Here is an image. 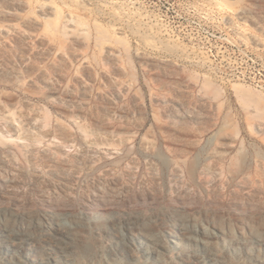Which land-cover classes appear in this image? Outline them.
<instances>
[{"label":"rangeland","instance_id":"rangeland-1","mask_svg":"<svg viewBox=\"0 0 264 264\" xmlns=\"http://www.w3.org/2000/svg\"><path fill=\"white\" fill-rule=\"evenodd\" d=\"M0 228V264H264V0H0Z\"/></svg>","mask_w":264,"mask_h":264},{"label":"bare ground","instance_id":"bare-ground-1","mask_svg":"<svg viewBox=\"0 0 264 264\" xmlns=\"http://www.w3.org/2000/svg\"><path fill=\"white\" fill-rule=\"evenodd\" d=\"M55 231H56V228H55ZM6 233H7V230L6 229H3V228H0V236H6ZM8 234V233H7ZM141 237H144V238H146L147 240H150L148 237H146L145 235H142ZM139 238V237H138ZM138 238H137V240H138ZM152 240V239H151ZM170 240L172 241V242H174L176 245L178 244L177 243V240H176V238L174 237V239L173 238H170ZM8 241V240H7ZM140 242V241H139ZM1 243V242H0ZM130 243H131V241H130ZM153 243V242H152ZM1 244H3V242L1 243ZM0 244V245H1ZM7 244V243H6ZM5 244V245H6ZM8 244H10V243H8ZM143 244H146V242L144 241L143 242ZM143 244H140L139 245V248L142 250V252L143 253H146L147 255L149 254L150 255V253H152L153 252V249H151L150 248V246H149V248H146L145 246L143 247ZM31 244H30V242L29 241H26V240H22L21 242H18V248L20 247L21 249H24V250H26V251H28V252H32V251H36L35 249H34V247L33 246H30ZM9 246V245H8ZM7 249H9V248H7ZM62 255H64V258L66 259V260H69V262L71 261V258H69L68 257V255L66 254V253H64V252H62ZM13 256H17V254L16 253H12V257ZM9 258H7L6 257V259L10 262V264H15V262H13L11 259H12V257H11V255L10 256H8ZM44 257V256H43ZM37 258L39 261H37V260H35V259H29L31 262L30 263H42V264H50L49 263V258L47 257V256H45L44 258ZM3 258H5V257H3ZM53 258V257H52ZM22 263L21 264H27L26 263V261H21ZM68 263V262H67ZM67 263H65V262H63V263H60V262H58L57 260H54V263H52V264H67ZM70 264V263H69Z\"/></svg>","mask_w":264,"mask_h":264}]
</instances>
